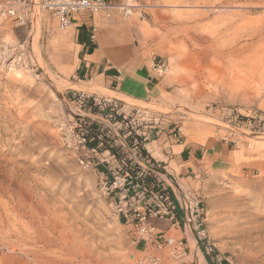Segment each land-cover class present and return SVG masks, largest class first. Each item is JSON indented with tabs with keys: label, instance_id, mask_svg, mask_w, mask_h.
Wrapping results in <instances>:
<instances>
[{
	"label": "rangeland",
	"instance_id": "374dc122",
	"mask_svg": "<svg viewBox=\"0 0 264 264\" xmlns=\"http://www.w3.org/2000/svg\"><path fill=\"white\" fill-rule=\"evenodd\" d=\"M24 1L25 25L0 18V47L26 43L28 51L22 69L7 70L0 61V264H137L150 255L133 243L134 226L98 197L97 161L83 169L61 143L57 124L76 121L78 109L101 150L112 145L122 157L129 152L123 136L142 128L200 148L175 168L185 179L177 197L198 202L197 225L182 234L152 222L169 236L187 238L190 248L194 237L200 260L188 255L186 264H206V254L210 264H264V0H124L138 6L129 18L96 16L95 46L101 35H116L157 64L159 94L146 102L97 93L88 90L91 83L70 77L73 26L59 30L41 0ZM213 50L231 55L204 72L194 69ZM184 55L191 58L190 70L182 64ZM197 74L196 85L188 77ZM81 96L119 100L120 115L84 112ZM215 142L225 154H202ZM98 157L118 165L108 154ZM162 264H172L165 254Z\"/></svg>",
	"mask_w": 264,
	"mask_h": 264
},
{
	"label": "built area",
	"instance_id": "2783aa9c",
	"mask_svg": "<svg viewBox=\"0 0 264 264\" xmlns=\"http://www.w3.org/2000/svg\"><path fill=\"white\" fill-rule=\"evenodd\" d=\"M40 6L56 19L58 28L64 31L71 27L74 15L90 17L93 22L88 26V41L97 42L98 26L94 22L97 16L110 21L114 18H129L138 7L132 3L121 0L119 4L113 0H41ZM26 7L24 0H4L0 2V18H9L17 26L25 25L22 9ZM0 61L7 70L22 69L28 62L26 43L3 44L0 47ZM80 108L84 112L92 113L83 106L94 108L99 113L120 115L118 101L113 98H97L81 96L77 98ZM76 121L62 120L57 124L62 145L71 150L77 157V162L83 169L93 167L94 161L100 169L97 195L109 205L116 208L122 219L134 226L133 243L141 244L150 250L147 258L140 259L137 264H162L165 254L172 264H186L184 259L188 256L186 238H175L168 235V230L179 229L176 201H180L184 225L189 228L197 225L198 202L192 205L182 202L177 197L176 185L173 179L157 168L147 166L150 164L140 154L118 155L114 148L107 149L108 157L118 161L114 167L108 165V158H99L98 150L102 143L95 142V135L91 134L83 125L86 124L81 110L73 112ZM123 119H126L125 116ZM90 124H87L89 126ZM128 135H132L129 132ZM136 142V138H135ZM136 145V144H135ZM133 146L134 149L137 146ZM118 160H117V159ZM158 220L168 224V230L152 223ZM187 228L183 229L186 233Z\"/></svg>",
	"mask_w": 264,
	"mask_h": 264
},
{
	"label": "crops",
	"instance_id": "0c3cea01",
	"mask_svg": "<svg viewBox=\"0 0 264 264\" xmlns=\"http://www.w3.org/2000/svg\"><path fill=\"white\" fill-rule=\"evenodd\" d=\"M71 26H73L71 37L74 41L73 48L76 60L74 68L70 69V77L79 82L91 83L92 85L100 86L105 90L140 102L149 101L159 94L161 80L157 75L153 74L157 70V64L154 61L145 60L138 50H132L126 42H117L116 35L108 37L101 35L96 46L95 44H91L88 41L87 33L89 23L83 16L74 15ZM131 133L132 135H128V133L123 136L125 140H123V144L120 142L126 151L129 149V152H126V154H139L138 149L131 147L136 144L133 136L138 138V140H142L140 150H143L153 160L147 166L155 167L159 171L171 175L176 184L175 188L177 191H183L182 183H185V179L183 177L180 179L176 175L175 168H180L181 165L186 163V160L190 162L193 156L198 154L200 148H191L184 146V144H177V141L173 139L175 135L173 137L169 136L167 132L161 130L148 131L146 128H142L139 131ZM150 137L152 138L150 139ZM97 142H100V139ZM225 151L226 148L222 144L215 142L208 149H205L202 154H225ZM98 154L105 155L110 153L100 148ZM155 154L156 157H154ZM185 154L188 155V159L185 158ZM185 191L187 190L184 189ZM175 204L177 205L178 227L183 234V229L187 228V225H184L182 217L183 212L180 208L182 204L179 200L176 201V199ZM191 205L193 211L196 210V206L194 204ZM194 215L197 216L198 213H194ZM186 240L188 255H191L192 260H194L193 251L191 252L192 246L190 248L188 239L186 238ZM206 255L205 263L210 264L208 261H211V257L208 254Z\"/></svg>",
	"mask_w": 264,
	"mask_h": 264
},
{
	"label": "bare ground",
	"instance_id": "6f19581e",
	"mask_svg": "<svg viewBox=\"0 0 264 264\" xmlns=\"http://www.w3.org/2000/svg\"><path fill=\"white\" fill-rule=\"evenodd\" d=\"M264 4V3H263ZM37 22H38V20H36ZM264 25V24H263ZM38 30V29H37ZM37 35V34H36ZM35 45V44H34ZM212 47V46H211ZM209 48H210V46H209ZM208 48V49H209ZM213 48H214V46H213ZM169 49V48H168ZM209 51V50H208ZM236 51V50H235ZM259 51H260V49H259ZM36 52H37V50H36ZM37 53H39V51L37 52ZM259 54H260V56H259V58H263L264 57V46L262 47V49H261V51L259 52ZM200 55V54H199ZM227 55H231V54H229V53H224V52H220V51H216V50H213L211 53H204V55L201 57V58H199L200 60L196 63V67L194 68V69H198V71L199 72H202L205 68H210L211 66V63L213 64V63H216L217 61H218V59L220 58H222V57H224V56H227ZM255 55H257V54H255ZM262 56V57H261ZM236 57V56H235ZM246 57V56H245ZM256 57V56H255ZM39 58V57H38ZM41 58V57H40ZM189 59H191L190 58V56L189 55H184V62L182 63V64H184V66L188 69V70H190V69H192V65H188V62H189ZM42 60V59H41ZM264 62V61H263ZM42 63V62H41ZM234 63V62H233ZM256 63V62H255ZM220 64H221V62H220ZM238 64V63H237ZM253 64V63H252ZM255 64H253L252 66H254ZM43 66V65H42ZM183 66V70L184 71H186V69H184L185 67ZM224 66V65H223ZM237 66V65H236ZM262 67V66H261ZM221 68H222V65H221ZM238 68V67H237ZM232 71H233V69H231ZM263 70V69H262ZM193 71V70H192ZM226 71V70H225ZM251 71V70H250ZM204 72V71H203ZM260 72V71H259ZM255 74V73H254ZM185 77V76H184ZM188 77V76H187ZM200 77H201V75L200 74H197V75H195V76H191V77H188V79H190L191 80V82H193L194 84H196L197 85V83H199V81H200ZM233 79V78H232ZM232 79H231V81H232ZM13 80V79H12ZM186 81H187V78L184 80V83L186 84ZM54 82L55 83H58V81H55L54 80ZM188 82V81H187ZM232 82H234V81H232ZM53 83V82H52ZM97 83V82H96ZM192 83V84H193ZM185 84H183V85H185ZM188 84V83H187ZM234 84V83H233ZM98 85H100V84H98ZM195 85V86H196ZM59 86V85H58ZM195 86H192V88H194ZM200 86V85H199ZM197 87V86H196ZM195 87V88H196ZM229 88H230V86H229ZM88 89V88H87ZM198 89V88H197ZM88 90H92V91H94V92H97V93H104V94H107V95H111L109 92H111V93H114V92H112V91H108V90H104V89H101L100 88V86H97V85H92V86H90V88L88 89ZM184 91V90H183ZM194 91V90H193ZM192 91V92H193ZM195 92H197V91H194V93ZM189 93H191V92H189ZM115 94V93H114ZM193 94V93H192ZM194 96V95H193ZM129 100V99H128ZM169 110V109H168ZM177 110H182V111H185V112H187L188 114H190V115H196V116H198L199 118H202V119H204V118H208V117H206L205 115H201V114H198V113H196V112H191L190 110H187V109H182V108H177ZM163 111H166V110H163ZM214 123V122H213ZM154 157H156V154H155V156ZM232 213H233V211H229V210H227V212H226V214L228 215H232ZM264 227V226H263ZM258 229H260V228H258ZM194 238V237H193ZM192 237H191V246H192V251H193V257H194V260H200V255L197 253V251L195 250V243H194V239H193ZM37 264H41V263H39V262H37Z\"/></svg>",
	"mask_w": 264,
	"mask_h": 264
},
{
	"label": "trees",
	"instance_id": "16d2710c",
	"mask_svg": "<svg viewBox=\"0 0 264 264\" xmlns=\"http://www.w3.org/2000/svg\"><path fill=\"white\" fill-rule=\"evenodd\" d=\"M83 108L86 109V110L90 109V111H91L92 113H96V111H97V110H95L94 108H88V106H87V107L83 106ZM87 127H88V129H90L91 125H89V126H87ZM89 131H90V130H89ZM91 134H92V133H91ZM133 137L136 138L135 136H133ZM132 140H133V139H132ZM129 143H131V142H129ZM141 145H142V140H138V138H136V145H135V146H137L136 149H138V150H137L138 153H139L142 157L146 158V160H148L149 162H153V160H152L151 158H149V157L145 154V152H144L143 150H140ZM131 147H133V145H132ZM107 149H111V148H107ZM111 151H112L113 153L115 152V151L113 150V148L111 149Z\"/></svg>",
	"mask_w": 264,
	"mask_h": 264
}]
</instances>
